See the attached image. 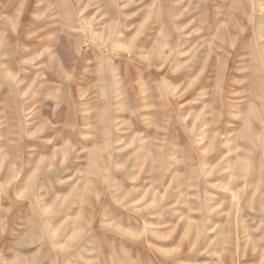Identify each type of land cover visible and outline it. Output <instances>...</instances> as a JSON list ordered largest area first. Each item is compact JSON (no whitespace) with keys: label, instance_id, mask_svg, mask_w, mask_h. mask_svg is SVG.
<instances>
[{"label":"rangeland","instance_id":"1","mask_svg":"<svg viewBox=\"0 0 264 264\" xmlns=\"http://www.w3.org/2000/svg\"><path fill=\"white\" fill-rule=\"evenodd\" d=\"M0 264H264V0H0Z\"/></svg>","mask_w":264,"mask_h":264}]
</instances>
